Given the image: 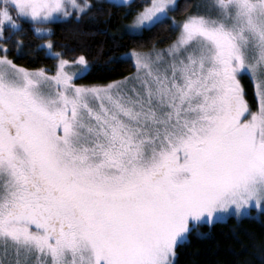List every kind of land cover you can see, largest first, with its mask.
I'll list each match as a JSON object with an SVG mask.
<instances>
[{"label":"snow or ice","instance_id":"snow-or-ice-1","mask_svg":"<svg viewBox=\"0 0 264 264\" xmlns=\"http://www.w3.org/2000/svg\"><path fill=\"white\" fill-rule=\"evenodd\" d=\"M113 9L134 46L109 61L134 71L76 83L92 63L57 50L50 25L80 38ZM160 25L169 43L148 46ZM40 55L54 63L29 66ZM253 208L264 0H0V264H175L201 224Z\"/></svg>","mask_w":264,"mask_h":264},{"label":"trees","instance_id":"trees-1","mask_svg":"<svg viewBox=\"0 0 264 264\" xmlns=\"http://www.w3.org/2000/svg\"><path fill=\"white\" fill-rule=\"evenodd\" d=\"M177 2L183 6L185 0ZM113 11V19L107 26L85 21L83 23L85 34L80 38L68 33V29L73 27L71 20L68 23L57 22L50 25L55 30L52 39L57 42V50L61 45L67 44L75 49L74 52H66L67 57L84 53L92 63V70L83 79H77L76 83L107 82L134 71L130 67V61L124 59L120 62L109 61L110 57L119 56L134 46L127 36L115 31L120 21L118 11L115 9ZM174 15L179 18V9ZM169 35L166 27L160 25L146 35L145 39L149 41L148 46H151V41L158 40L156 46L161 47L169 43ZM30 38L31 32L25 39ZM17 63L26 61L21 59L17 60ZM53 63L52 59L40 55L36 63L29 66H51ZM246 99L250 104L254 103L250 89ZM200 230L206 235L201 237L193 232L186 242L179 244L175 264H264V251L259 247L264 245V216L239 221L230 216L223 223L201 224Z\"/></svg>","mask_w":264,"mask_h":264},{"label":"rangeland","instance_id":"rangeland-1","mask_svg":"<svg viewBox=\"0 0 264 264\" xmlns=\"http://www.w3.org/2000/svg\"><path fill=\"white\" fill-rule=\"evenodd\" d=\"M69 10L71 11V5H69ZM157 47L160 48V46H157ZM161 47H165V46H161ZM251 211H252L253 216H255V217L260 216V213L255 208H253Z\"/></svg>","mask_w":264,"mask_h":264}]
</instances>
